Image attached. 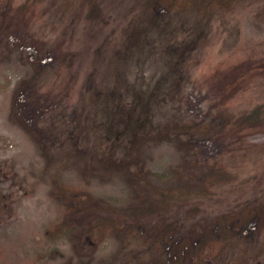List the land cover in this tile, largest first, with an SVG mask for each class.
Instances as JSON below:
<instances>
[{
  "label": "rangeland",
  "instance_id": "rangeland-1",
  "mask_svg": "<svg viewBox=\"0 0 264 264\" xmlns=\"http://www.w3.org/2000/svg\"><path fill=\"white\" fill-rule=\"evenodd\" d=\"M79 4L16 0L18 30L0 35V264H146L151 244L124 246L110 234L97 246H83L68 235L52 236L48 228L64 210L52 192L75 186L127 206L137 195L130 171L143 167L164 180L188 176L194 154L215 157L222 149L215 141L156 136L166 124L264 103V0L211 14H157L136 0H107L99 21L81 20ZM67 50L78 59L60 69L53 58ZM229 69H248L231 96L233 88H220ZM35 79L50 93L40 121L46 141L12 112L15 90ZM128 109L140 128L128 124ZM134 133L147 136L137 153L129 148ZM244 138L234 146L242 149L223 161L232 178L187 203L173 202L174 218L183 219L193 206L201 209L194 220H201L264 201V136ZM112 151L126 162L132 157L130 171H94L100 169L94 159ZM247 249H253L247 264H264V236L251 229L215 263L237 264Z\"/></svg>",
  "mask_w": 264,
  "mask_h": 264
},
{
  "label": "trees",
  "instance_id": "trees-1",
  "mask_svg": "<svg viewBox=\"0 0 264 264\" xmlns=\"http://www.w3.org/2000/svg\"><path fill=\"white\" fill-rule=\"evenodd\" d=\"M57 1L70 3L72 0ZM106 1L80 0L77 15L84 21H99L104 16ZM242 1L136 0L143 9L157 14H182L189 11L203 14L229 13ZM15 4L16 0H0L1 36L13 34L18 30ZM77 59V52L67 50L54 57L53 61H57L61 66L59 68L62 69V67H72ZM226 71L221 74L220 88L222 90L233 88L234 90L228 94L231 96L248 73V69L243 70L242 73L239 69ZM175 87L179 92L182 91L180 83H176ZM49 94L35 79L23 82L15 90L12 98L13 115L18 116L17 119L20 120L18 122L24 129L40 137L42 141H46L48 137L40 121L44 122L48 114L50 105L47 104L48 101L44 103V100ZM142 108L145 109L144 106ZM128 113L126 116L129 123H127L134 128H140V120L133 117L131 109H128ZM143 123L145 124L144 120ZM133 127L131 126L130 129ZM142 135L143 138L147 137L141 133L128 135L131 137L129 148L133 152L137 153L143 139L140 138ZM172 135L182 139L193 137L200 141L219 142V145L222 144V149L215 157L205 156L204 152L194 154L187 162L188 176H177L175 179L167 176V180H164L165 175L147 172L143 167H140L137 173L130 171L132 157L126 162L127 159L119 158L113 151L111 154L103 155V158L97 157L94 163L100 164V169L95 168L94 171L98 170L100 175L103 172L105 174L102 175L107 176L113 173L112 169L119 171L124 167L128 172L130 167L132 188L137 194L134 200L132 199L127 206H120L110 199L96 196L80 187L59 186L52 195L62 203L64 210L61 218L48 228L50 234L68 235L71 239L81 241L80 244L83 246H97L110 234H114L124 246L129 242H137L143 246L151 244L153 251L151 256L146 257V264H216L215 259L219 252L230 244H240L249 229L258 237L264 236V201L239 212L201 220H194L200 217L201 209L198 206L188 208L183 219H176L169 213L176 200L187 203L194 195L207 194L232 178L229 177L230 174L223 164L224 158L233 157L235 151L242 149L234 146L238 143L242 145L244 143L242 140L244 141L247 135L264 136V103L248 112L235 114L221 107L200 119L189 118L170 122L156 136L171 137ZM191 141L185 140L184 144L189 146ZM85 239H88L86 241L88 245L82 244ZM251 252L253 253V249L244 251L242 259L240 258L237 264H247Z\"/></svg>",
  "mask_w": 264,
  "mask_h": 264
}]
</instances>
